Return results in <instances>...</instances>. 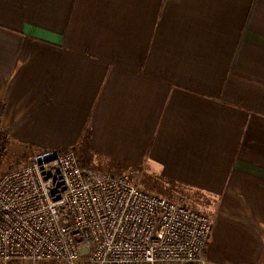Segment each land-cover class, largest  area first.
<instances>
[{"label":"crops","instance_id":"0c3cea01","mask_svg":"<svg viewBox=\"0 0 264 264\" xmlns=\"http://www.w3.org/2000/svg\"><path fill=\"white\" fill-rule=\"evenodd\" d=\"M0 125L262 246L264 0H0Z\"/></svg>","mask_w":264,"mask_h":264},{"label":"built area","instance_id":"2783aa9c","mask_svg":"<svg viewBox=\"0 0 264 264\" xmlns=\"http://www.w3.org/2000/svg\"><path fill=\"white\" fill-rule=\"evenodd\" d=\"M136 171L42 150L0 175V264H205L212 222L139 189Z\"/></svg>","mask_w":264,"mask_h":264},{"label":"rangeland","instance_id":"374dc122","mask_svg":"<svg viewBox=\"0 0 264 264\" xmlns=\"http://www.w3.org/2000/svg\"><path fill=\"white\" fill-rule=\"evenodd\" d=\"M34 144L22 143L8 135L4 126L0 125V175L10 168L31 161L33 155L38 153L32 150ZM143 191L150 193L149 190ZM193 208L204 210L202 213L209 216L212 222L210 237L203 255L205 264H264V251H261L264 245L260 246L259 242L261 238L240 235L239 222L227 215L216 216L212 212L214 208L212 205L201 204ZM258 246L260 251H257Z\"/></svg>","mask_w":264,"mask_h":264}]
</instances>
